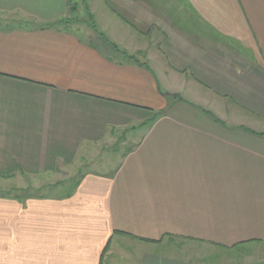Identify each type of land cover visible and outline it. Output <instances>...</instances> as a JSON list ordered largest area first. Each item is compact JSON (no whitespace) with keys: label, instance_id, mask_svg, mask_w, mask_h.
Instances as JSON below:
<instances>
[{"label":"crops","instance_id":"0c3cea01","mask_svg":"<svg viewBox=\"0 0 264 264\" xmlns=\"http://www.w3.org/2000/svg\"><path fill=\"white\" fill-rule=\"evenodd\" d=\"M67 1L0 0L1 14L29 17L0 19V182L57 175L115 139L133 146L69 197L0 194V264H105L124 249L140 264H264V131L169 95L161 77L190 73L264 120V0H122V22L168 44L132 53L61 28ZM164 243L192 259L162 255Z\"/></svg>","mask_w":264,"mask_h":264},{"label":"rangeland","instance_id":"374dc122","mask_svg":"<svg viewBox=\"0 0 264 264\" xmlns=\"http://www.w3.org/2000/svg\"><path fill=\"white\" fill-rule=\"evenodd\" d=\"M122 0H68V2L73 6L74 4H78V11L76 14L70 13V8L62 19V23L60 25L61 28L70 29L74 31L80 32L82 35L90 36H99L97 42L108 45L111 50H115V52H121L118 48L123 46H128L129 51L132 53L137 49L140 45H145L139 48L148 49V45H150L149 41H156L155 44L158 47H162L165 51L168 50V44L164 45L161 42L160 37L157 35L149 37L148 34H143L145 27L139 25L138 22L132 17V19L126 20L130 24H125L118 17L122 11H114L118 17L112 12L113 8H116V5H120ZM90 10L91 16H89L88 11ZM137 14V12L135 11ZM132 12H130L131 16ZM128 18V16L124 17ZM0 19L17 22L28 21L29 17L23 14H1ZM154 31V30H153ZM103 35V36H102ZM105 35V36H104ZM108 38V39H107ZM112 41L113 43H111ZM160 43L158 44V42ZM117 44V45H114ZM172 45V43L170 44ZM154 50L151 47V51ZM150 51V52H151ZM158 51V49H156ZM125 56V55H124ZM127 58V56H126ZM125 58V59H126ZM132 60L131 58H128ZM169 56L163 60L164 64H168ZM142 60V59H141ZM138 61V60H134ZM169 65V64H168ZM183 76H178L173 72L168 71V74L161 76L165 78L163 82V86H166L169 95L171 93H179L177 98L184 99L185 101H198L200 104H204L209 110L213 111L214 114H217L219 109L220 113L224 115L227 122L230 121L235 124L240 125H255L259 127L262 131H264V120L260 119L254 115H252L249 111H246L244 108L235 105V103L229 98H221L216 95L214 90L208 89L206 83L201 85L193 84L194 80L193 76L190 73H185ZM210 88V87H209ZM170 100H175V96H170ZM227 126H230L227 124ZM141 134L144 132L141 129ZM133 144H128L125 146L122 145L121 140L108 144L102 150H78L76 154L75 164H73L68 169L64 171H60L57 175H49V176H41V177H24L22 175L17 176L14 180L5 181L3 179L0 182V194H9L13 196H22L24 198H28L31 196L34 197H57L64 196L69 191H71L78 180L82 178L84 175L90 173H106L110 170H114L119 163L122 155L125 152H129L127 148H132ZM69 150H57V153L63 157V160H70L72 157V152ZM70 153V154H69ZM23 157V156H22ZM33 164L30 166L32 168L37 165L41 166L40 163L37 165ZM21 164V163H20ZM61 164V161H60ZM43 166V164H42ZM124 243H127L131 246L134 244L126 239H124ZM123 243V244H124ZM160 253L162 255H167L168 257H176L179 259H192L190 257L191 253H187V249L183 248L180 250L170 244H161ZM207 248V247H206ZM150 251L152 249H149ZM211 252H215V250H210ZM223 252L224 251H219ZM200 254L198 252H194L195 254ZM242 250L238 249L233 251V253H225L223 257L229 256L231 261L239 258L242 255ZM264 253V249L262 252ZM137 255V257H136ZM130 254L127 251L120 250L115 252V254H110L109 258L106 260L105 264H140L141 255L138 256V253ZM225 258L223 263H226L228 260ZM213 259H211V262Z\"/></svg>","mask_w":264,"mask_h":264},{"label":"trees","instance_id":"16d2710c","mask_svg":"<svg viewBox=\"0 0 264 264\" xmlns=\"http://www.w3.org/2000/svg\"><path fill=\"white\" fill-rule=\"evenodd\" d=\"M67 6L68 8L71 7L69 10H70V13H73V14H76V12L78 11V4H74L73 6H71V4L67 1ZM88 14L89 16H91L93 18V16L91 15V12L90 10L88 11ZM74 189V188H73ZM73 189L71 191H69L66 195L69 197L73 191ZM34 197V196H31V198Z\"/></svg>","mask_w":264,"mask_h":264}]
</instances>
